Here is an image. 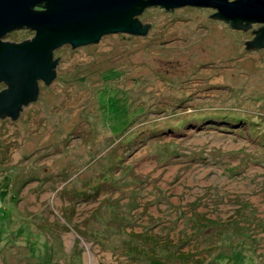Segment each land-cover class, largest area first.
Wrapping results in <instances>:
<instances>
[{
	"label": "rangeland",
	"instance_id": "rangeland-1",
	"mask_svg": "<svg viewBox=\"0 0 264 264\" xmlns=\"http://www.w3.org/2000/svg\"><path fill=\"white\" fill-rule=\"evenodd\" d=\"M214 11L53 50L0 119V264H264V49Z\"/></svg>",
	"mask_w": 264,
	"mask_h": 264
},
{
	"label": "water",
	"instance_id": "water-1",
	"mask_svg": "<svg viewBox=\"0 0 264 264\" xmlns=\"http://www.w3.org/2000/svg\"><path fill=\"white\" fill-rule=\"evenodd\" d=\"M40 5L44 8H32ZM145 5L173 8L183 5L206 6L208 14L228 22L233 28L262 23L244 47H264V0H0V116L13 118L20 103L34 98L36 79L48 83L53 77L50 51L61 43L71 46L96 41L108 32L145 31L133 15ZM33 30L32 36L18 42L2 40L15 28Z\"/></svg>",
	"mask_w": 264,
	"mask_h": 264
},
{
	"label": "flooded vegetation",
	"instance_id": "flooded-vegetation-1",
	"mask_svg": "<svg viewBox=\"0 0 264 264\" xmlns=\"http://www.w3.org/2000/svg\"><path fill=\"white\" fill-rule=\"evenodd\" d=\"M145 6H146V5H145ZM145 6H143L141 9H143ZM32 8L41 9V8H44V7H42V6H40V5H33ZM168 9H171V8H168ZM134 16H135V15H134ZM226 22H227V21H226ZM227 23H228V22H227ZM251 23H252V22L249 23V26L245 27V30H246V29H249V31H248V32H249V37H248L246 40H251L252 37H253L254 34H255L254 31H253V32H250V30H251V29H256L257 27H259V26L262 24V23H260V24H259L258 26H256L255 28H252V27H250ZM140 25H142V24H140ZM32 31H33V30H32ZM65 43H67V42H65ZM61 44H64V43H61ZM61 44L57 45L56 47H54V48L50 51V57H51V60L54 59V57H55V56L53 55V50H54L55 48H57L58 46H60ZM67 44H68L69 46H71L69 43H67ZM72 47H73V46H72ZM260 47L264 49V47H262V46H260ZM251 48H258V47H251ZM56 64H57V59L55 60V62H54V64H53V67H52V69H53V76H54V71H55ZM51 78H52V77H51ZM39 82L45 83L43 79H41V78H37V79H36L37 89H38V83H39ZM45 84H47V83H45ZM5 87H6V84H5L4 82L0 81V88H5ZM36 93H37V91H36ZM35 95H36V94H35ZM34 98H35V96H34ZM34 98L31 99L30 101H27L26 103H20V104H19L20 109H16L17 113L15 114V116H14L13 118H10L9 115H7L6 113H3V115L0 116V119H1V118H4V117H7V118H9V119H11V120L16 119V118L18 117V115L24 110V106H26L29 102H31L32 100H34Z\"/></svg>",
	"mask_w": 264,
	"mask_h": 264
},
{
	"label": "trees",
	"instance_id": "trees-1",
	"mask_svg": "<svg viewBox=\"0 0 264 264\" xmlns=\"http://www.w3.org/2000/svg\"><path fill=\"white\" fill-rule=\"evenodd\" d=\"M238 255H239V253H238ZM241 258V256L239 255L237 258H236V262H238V260ZM235 262V263H236Z\"/></svg>",
	"mask_w": 264,
	"mask_h": 264
}]
</instances>
